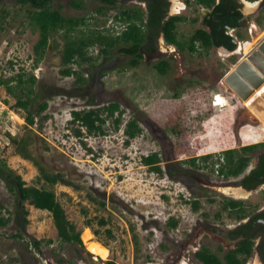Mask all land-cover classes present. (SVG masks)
I'll return each instance as SVG.
<instances>
[{
	"label": "rangeland",
	"instance_id": "1",
	"mask_svg": "<svg viewBox=\"0 0 264 264\" xmlns=\"http://www.w3.org/2000/svg\"><path fill=\"white\" fill-rule=\"evenodd\" d=\"M69 1L56 0L59 5L51 8L69 19H85V23L72 32L53 34L43 59L36 64L34 47L40 34L31 24L34 8L21 0H0V78L22 74L25 81L30 75L37 79L33 94L22 91L17 80L11 83L16 95L31 99L29 110L36 123L31 127H27V111L16 105L17 98L5 86L0 87V158L26 186L55 190L68 219L81 232L84 247L61 242L52 214L29 202L21 203L17 189L12 190L0 176V216L7 221L6 226H0V264H84L83 258L89 259L82 237L86 228L94 241L106 245L110 252L107 259L115 264H180L169 257L174 252L171 242L175 249L187 244L188 259H193L198 242L219 252L224 250L226 245H221L217 235L226 237L224 229L264 206L262 193L233 196L229 191L239 189H231L234 187L220 175L202 168L197 171L200 180L192 181L188 173L180 175L178 162L171 164L168 172L163 153L171 162L180 154L210 155L212 164L235 144L264 139V123L257 118L264 109V83L246 64L237 68L246 62L248 53L230 58L224 50L195 55L186 52L182 60L185 78L177 66L169 69L165 78L152 63L132 67L131 57L119 52L124 44L107 58L99 46L91 47L88 51L93 66L78 62L65 65L62 53L66 37L74 40L98 32L117 37L122 31L115 20L111 23L115 11L102 16L96 13L99 4L94 1L80 8ZM257 5L246 3L245 13L252 16ZM250 24L254 34L244 39L252 48L264 37V23L251 20ZM110 57L116 62L105 66L97 85L93 80L86 86L76 81V73L90 79V71H96L105 60L111 61ZM67 68L72 69L73 76L62 74ZM226 100L232 104L224 110ZM115 101L123 112L120 124H116L118 114L110 117L103 112V133L90 132L82 123L71 121L73 112L96 111ZM43 102L48 108L39 114ZM132 119L143 131L135 138L125 133ZM10 137L25 140L22 154L16 153ZM153 154L159 155L160 173L143 161ZM43 174L61 175L63 182L49 186ZM227 200L245 201L244 216L225 208ZM102 220L105 226H101ZM32 241H42L40 250L29 245ZM257 260L253 252L249 263L259 264Z\"/></svg>",
	"mask_w": 264,
	"mask_h": 264
},
{
	"label": "flooded vegetation",
	"instance_id": "2",
	"mask_svg": "<svg viewBox=\"0 0 264 264\" xmlns=\"http://www.w3.org/2000/svg\"><path fill=\"white\" fill-rule=\"evenodd\" d=\"M46 1L48 2L49 7L59 5L58 2L56 3V0ZM88 1H94L99 4V7L96 9V13L99 15L109 16L111 12L115 11L111 23L115 20L116 23L120 24L122 27V31L118 33L117 37L122 36L130 25H136V27L141 30L145 37V41L139 46V55L133 60L131 58V65L134 68H138L143 65L144 62L152 63L156 72L164 78L170 74L169 69L175 70L176 66L181 73L180 76L185 78L182 75V60L186 52L195 55L201 51L209 53L212 51L218 52L219 50H224L226 53H229L230 58L243 55V53H248L245 58L247 59V57L256 49L258 42L264 40V37L260 38L257 44L250 48V41L244 39L245 37L250 39L252 34H254V26L250 24L251 20L256 23L263 20L264 23V0H70L69 3L84 6V4H86L85 2ZM254 2L258 3L257 10L251 14L252 16H248L245 13V5L246 3L251 4ZM239 15H241V17L238 18ZM234 20H237L236 25L233 24ZM171 27H173L171 32L175 36L176 42H170L167 39V36L169 35L168 31H170L169 29ZM262 31H264V26L262 27ZM204 36L211 37V46L205 44V39L194 40L195 38H201ZM184 37H188L189 40L183 41L181 38ZM241 43H245V45L239 50L238 47ZM246 44H248L247 47ZM245 47L246 50L243 52ZM109 59L111 61L105 60L104 62H101V65L99 64L96 67V71H90V79L84 78L85 82L84 84H81V86H86V83L91 80H93L94 85H97L99 78L101 79L100 76L105 72L103 71L105 66L116 62L113 61L111 57ZM160 65L164 66V71L161 70ZM247 67L251 69L253 68L251 65H247ZM251 72L254 73V71ZM73 75L74 74L71 76ZM261 78L264 83V77L260 75V79ZM176 80L178 82V79ZM219 86H217L216 89H219ZM248 92L250 97H253V92L251 93L249 90ZM231 104V101L226 100L222 107L225 110L231 107ZM112 105L119 106L115 114H118L116 121L120 120V117L123 115L121 104L115 101L111 102L108 106ZM105 113L107 116H110L108 111H105ZM257 118L264 123V109L262 115L258 114ZM130 121L136 120L132 119ZM76 122L82 123L78 120H76ZM128 137L131 138L129 135ZM230 151H234L233 154L238 155V158L243 159V162L247 164L244 171L237 176L227 175L221 171L224 167L226 168V165H228V153ZM153 155L157 156L158 162L153 165L154 168L152 166L149 167L153 168V170L159 168V170L155 171L160 173V167L157 166L158 164H161L158 159L159 155ZM163 155L168 172L172 166L171 164H177L176 162H178V164L181 165L180 175L185 176L186 173H188L189 179H192L193 181L200 180V177H197L200 176L197 172L199 168H202L203 170L207 169L208 171H213L217 173V175H220L228 185L234 187L231 189H239L246 195L261 192L264 197V139L257 143L251 142L240 146L235 144L233 147L225 150L224 155L220 157V163L213 162L211 164L210 160L213 157L210 155H208L210 158L206 159L207 156L204 158L187 157L184 154V157H182V154H180V158L173 162L168 160L166 153H163ZM229 193L235 196L231 190ZM241 202L242 205L235 208L228 206L227 209L231 212H238L242 215L243 212H246L247 206L245 201ZM193 204L195 206L197 205L195 202ZM241 210H243V212ZM216 230L218 234L221 232L219 229ZM224 234L226 237L217 235V239L221 241L223 247L226 245V247H224L225 251L221 248L219 252L213 250L210 246L202 245L198 242L196 243L198 246L193 249V259H188L186 257L187 244H183L179 249H175L174 242H171L172 246H174V252L172 255H169V257L173 259V262L178 261L180 264H205L198 257V254L205 250H208L212 254H216L222 260H225L227 255L230 254L231 251L236 250L244 241H252L254 243L253 252L257 253L258 263L264 264V206L259 207L254 213L239 219L237 225L224 229ZM252 255L247 258L243 254H238V258L245 259L244 264H250L249 262L251 261ZM87 256L89 259L83 258L85 262L84 264L114 263L109 259H102L90 252L87 253ZM183 258L185 259L184 261H182ZM252 263L255 264L256 261H252Z\"/></svg>",
	"mask_w": 264,
	"mask_h": 264
},
{
	"label": "trees",
	"instance_id": "3",
	"mask_svg": "<svg viewBox=\"0 0 264 264\" xmlns=\"http://www.w3.org/2000/svg\"><path fill=\"white\" fill-rule=\"evenodd\" d=\"M24 4H29L34 8L31 12L30 19L31 24L38 29L40 34V39L34 47V53L37 56L36 64L41 62L44 57L46 50L49 47L50 38L53 34L58 33L63 30H67L72 32L76 30L77 27L81 26V24L85 23V19H69L64 17L59 10H53L48 6V2L46 0H21ZM82 7L81 5L78 6ZM241 15L238 16V18ZM233 24H237V20L233 21ZM168 31L167 39L170 42H176L175 36L172 34L173 27H171ZM66 43L64 46V50L62 53L63 63L65 65H69L72 62H78L80 65L83 64H91L93 66L94 59L89 54V49L94 46H99L101 49V55L108 57L111 51L117 47H120L122 44L125 47L119 49L121 54H125L128 57H131L132 60L137 57L139 54V46L145 41V37L143 36L141 30L136 27V25H130L128 29L122 34L120 37H110L104 35L101 32H98L95 35H82L77 39H69L65 38ZM205 39L204 42L206 45L211 46V37H201L195 38L194 40ZM134 64V63H133ZM161 70L164 71L163 65H160ZM62 74L65 76H71L73 73L72 69L67 68L62 71ZM77 82L81 85L84 84L85 79L83 75L80 73H76ZM17 80L22 91L33 94V85L36 84V77L34 75H30L27 81L24 80V76L22 74L17 75L11 79L0 78V87L5 86L9 93L13 94L17 98L16 105L19 108H22L27 111L26 122L27 127H31L35 125V116L30 112L29 107L31 104V99H23L16 95V90L14 87H11V83ZM29 83L30 86H24V84ZM40 94L36 97H39ZM48 108V104L43 102L39 108V114H42ZM119 108L117 105L106 106L96 111L89 112H73L75 121H81L90 132L98 131L99 133H103L101 125L105 123V120L101 118V114L105 111H108L110 116H113L116 110ZM120 120L116 121L117 126L119 125ZM125 132L131 137L134 138L138 136L142 132V128L136 121L128 122L127 129ZM80 135V132L79 134ZM12 144L15 146L16 153L22 154L24 147L26 146L25 140L17 139L14 137H10ZM234 151H230L228 153V165L226 168L224 167L221 171L227 175H239L246 168L247 164L243 162V159L238 158V155L233 154ZM210 157L207 156L206 159ZM238 158V159H237ZM144 163L148 166H152L154 168V164H156L157 156H148L143 159ZM220 162V159L218 160ZM155 170H159V168H155ZM0 176L9 184L10 188L17 189L19 200L21 203L29 202L31 205L40 210L49 211L52 214L54 225L58 232V238L61 242L66 244H78L81 247H84V243L81 239V232L77 230V226L71 222L65 209L62 204L59 202L56 192L51 188H39L36 186L28 187L26 183L23 181L20 175H16L10 168H8L7 162L0 158ZM42 179L44 182L54 187L58 183H62L63 179L61 175H53L49 176L47 174L42 175ZM12 182V183H11ZM242 205L241 201L235 200H227L225 204V208L229 207H238ZM243 212V210H241ZM25 217L27 216V211H24ZM244 213L241 217L244 216ZM27 224V220L24 221ZM7 221L4 217L0 216V226H6ZM89 224V223H88ZM101 226H104L106 222L104 220L100 221ZM170 225L172 227L176 226V223L171 222ZM89 226V225H88ZM97 234V232H96ZM109 236H112V232L108 231ZM51 240L48 241V245L51 244ZM30 246L35 247L40 250L42 241H32L29 242ZM105 247L106 245L103 244ZM254 243L252 241H244L240 246L230 252L227 255L225 260L219 258L216 254H212L210 251L205 250L202 253L198 254L200 260H202L205 264H244L245 259H239L238 254H243L247 258L253 253ZM231 256V257H230ZM114 264V263H113Z\"/></svg>",
	"mask_w": 264,
	"mask_h": 264
},
{
	"label": "water",
	"instance_id": "4",
	"mask_svg": "<svg viewBox=\"0 0 264 264\" xmlns=\"http://www.w3.org/2000/svg\"><path fill=\"white\" fill-rule=\"evenodd\" d=\"M244 64L253 66L254 69L250 68V70L254 71L252 74L256 78L260 79V75L264 77V40L258 42L256 49L247 57L246 62L237 68L240 69Z\"/></svg>",
	"mask_w": 264,
	"mask_h": 264
},
{
	"label": "bare ground",
	"instance_id": "5",
	"mask_svg": "<svg viewBox=\"0 0 264 264\" xmlns=\"http://www.w3.org/2000/svg\"><path fill=\"white\" fill-rule=\"evenodd\" d=\"M231 191L236 197H239L240 195H242V192L240 190H231ZM82 237L90 253L96 256H99L102 259H107L110 256V252L107 247L103 246L99 242L94 241L93 235L90 229L86 228L85 231L83 232Z\"/></svg>",
	"mask_w": 264,
	"mask_h": 264
},
{
	"label": "clouds",
	"instance_id": "6",
	"mask_svg": "<svg viewBox=\"0 0 264 264\" xmlns=\"http://www.w3.org/2000/svg\"><path fill=\"white\" fill-rule=\"evenodd\" d=\"M71 121H73V122H74V121H75V118L73 117V119H71Z\"/></svg>",
	"mask_w": 264,
	"mask_h": 264
}]
</instances>
